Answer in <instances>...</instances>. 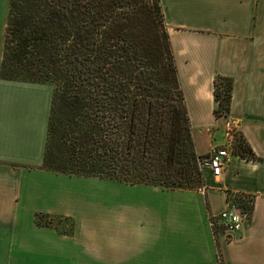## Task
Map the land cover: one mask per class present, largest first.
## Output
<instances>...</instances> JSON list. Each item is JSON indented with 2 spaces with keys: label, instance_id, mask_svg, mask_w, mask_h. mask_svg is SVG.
<instances>
[{
  "label": "crops",
  "instance_id": "crops-1",
  "mask_svg": "<svg viewBox=\"0 0 264 264\" xmlns=\"http://www.w3.org/2000/svg\"><path fill=\"white\" fill-rule=\"evenodd\" d=\"M160 2L196 153L225 144L236 127L254 157L227 145L222 174L204 169V185L192 190L102 179L106 219L123 233L117 254L102 255L113 264H264V0ZM9 12L10 0H0V264H18L11 243L29 247L37 212L68 214V181L91 180L44 168L53 86L3 78ZM216 76L232 81L225 116L215 115ZM79 195L95 206L98 192ZM230 200L246 214L233 237L211 225ZM129 229L140 231L133 247Z\"/></svg>",
  "mask_w": 264,
  "mask_h": 264
},
{
  "label": "trees",
  "instance_id": "trees-1",
  "mask_svg": "<svg viewBox=\"0 0 264 264\" xmlns=\"http://www.w3.org/2000/svg\"><path fill=\"white\" fill-rule=\"evenodd\" d=\"M1 74L54 84L45 169L204 185L160 0H10ZM231 88L214 78L216 116L228 114Z\"/></svg>",
  "mask_w": 264,
  "mask_h": 264
},
{
  "label": "rangeland",
  "instance_id": "rangeland-1",
  "mask_svg": "<svg viewBox=\"0 0 264 264\" xmlns=\"http://www.w3.org/2000/svg\"><path fill=\"white\" fill-rule=\"evenodd\" d=\"M220 82L224 81L220 80ZM50 84L54 89V84ZM226 143L218 147L229 145L231 149H241L244 152H249L244 136L236 127H230L228 129ZM207 156L208 152L200 154L198 158V166L202 172V176H204L203 170L207 169L203 162ZM84 177H90L91 180L75 179L67 183L69 184V189L75 191V199H69L68 205L66 206L67 215L40 212L47 215H40L29 226V234L34 238L29 244V247L19 249L18 247L24 244L11 243L13 246L12 253L16 256L18 254V264L114 263L115 260H106L104 258L105 255H102L106 254L107 251L109 254H117L116 251L113 252L111 247L121 245L123 237V233L119 232L118 228L106 219L105 194L106 186L110 182H103L102 179L104 178L99 179L96 176ZM90 192H98L97 201L94 203L95 206L93 203L88 202L91 201L89 195L85 196L86 198H83L84 195H79L90 194ZM77 196L78 200L76 199ZM69 198H73V196ZM83 199L86 201L82 202L81 200ZM245 201L248 204L250 202L248 199H245ZM239 203L241 205V202ZM245 209L247 208L245 207ZM139 236L140 231L129 229V239L126 245L128 247L135 246L139 240Z\"/></svg>",
  "mask_w": 264,
  "mask_h": 264
},
{
  "label": "built area",
  "instance_id": "built-area-1",
  "mask_svg": "<svg viewBox=\"0 0 264 264\" xmlns=\"http://www.w3.org/2000/svg\"><path fill=\"white\" fill-rule=\"evenodd\" d=\"M231 157V150L227 146L214 147L204 159V166L210 170L212 175L220 176ZM245 216L246 214L230 200L228 206L211 219V225L214 229L225 232L228 237H233L241 230Z\"/></svg>",
  "mask_w": 264,
  "mask_h": 264
}]
</instances>
